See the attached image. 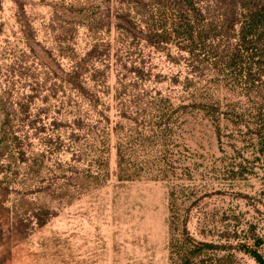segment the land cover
Returning a JSON list of instances; mask_svg holds the SVG:
<instances>
[{
	"label": "rangeland",
	"instance_id": "obj_1",
	"mask_svg": "<svg viewBox=\"0 0 264 264\" xmlns=\"http://www.w3.org/2000/svg\"><path fill=\"white\" fill-rule=\"evenodd\" d=\"M173 1L0 0V264L264 261V0Z\"/></svg>",
	"mask_w": 264,
	"mask_h": 264
},
{
	"label": "trees",
	"instance_id": "obj_2",
	"mask_svg": "<svg viewBox=\"0 0 264 264\" xmlns=\"http://www.w3.org/2000/svg\"><path fill=\"white\" fill-rule=\"evenodd\" d=\"M159 4L162 7L165 6H170V7H187L188 10H190L192 7H194L196 5V2H194V0H176L173 2H159ZM250 15V22L248 23L247 26H243V36H246L248 32L252 31L258 24H264V6L260 7L259 10H255L254 12H252L251 10L249 11ZM196 21H200V19H196ZM211 27H209L206 30H202L198 32V36L200 38V41L204 40V38L210 34L212 31L215 30L214 26H212V24H210ZM131 31V30H130ZM130 34H133V36H137V33H133V31L130 32ZM173 34H183L186 39L192 38L193 37V25L191 24V22H187L185 20L182 21L181 25L178 26V24H173V28H171L170 32L166 31V30H161V31H156V32H151L148 35H145L146 39L153 43V45L156 46H160L163 42L167 41L170 39L171 35ZM202 45V44H201ZM243 46L246 50H248L250 48V45H248L247 43H243ZM243 46L240 45V47L235 50L233 53H231V55H228L227 58V64L228 65H233L235 64L239 58H241V53H240V49H243ZM204 47V46H203ZM251 50V58L254 59L257 52V48H250ZM262 55H261V59L259 58L256 62L255 65L258 69V74L259 76H264V42L262 44ZM254 65V64H253ZM250 68L248 69L249 72H247V79L250 82H254L255 79L252 77V69L253 66L250 62ZM46 220H39V225H43L45 224ZM259 243V240H256ZM207 245V244H204ZM248 254H250L252 257H254L260 264H264V261L262 260L261 256L259 255L257 250H251L250 248L248 250H246Z\"/></svg>",
	"mask_w": 264,
	"mask_h": 264
}]
</instances>
